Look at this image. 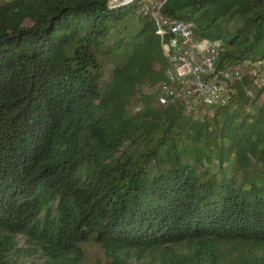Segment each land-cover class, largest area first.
<instances>
[{
    "label": "trees",
    "instance_id": "obj_1",
    "mask_svg": "<svg viewBox=\"0 0 264 264\" xmlns=\"http://www.w3.org/2000/svg\"><path fill=\"white\" fill-rule=\"evenodd\" d=\"M137 2L0 0V264L18 233L53 264L89 241L103 264H264V103L236 85L212 114L153 106L139 86L167 62L153 20L127 19ZM162 12L221 39V64L264 58V0Z\"/></svg>",
    "mask_w": 264,
    "mask_h": 264
},
{
    "label": "built area",
    "instance_id": "obj_2",
    "mask_svg": "<svg viewBox=\"0 0 264 264\" xmlns=\"http://www.w3.org/2000/svg\"><path fill=\"white\" fill-rule=\"evenodd\" d=\"M167 0H139L137 14L153 20L167 62L164 79L155 87V103L176 106L184 114L229 104L240 85L244 94L264 103V58L237 65L219 62L223 41L200 37L192 22L169 17L162 12ZM251 107H247L249 109Z\"/></svg>",
    "mask_w": 264,
    "mask_h": 264
},
{
    "label": "rangeland",
    "instance_id": "obj_3",
    "mask_svg": "<svg viewBox=\"0 0 264 264\" xmlns=\"http://www.w3.org/2000/svg\"><path fill=\"white\" fill-rule=\"evenodd\" d=\"M138 3L139 2H137L136 5H138ZM135 11L136 10H133V14L127 17L128 20H135L137 16ZM100 60L103 64V78L104 80H108L109 74L113 69H115L118 61L114 56L101 58ZM139 89L141 90V92L145 94H151L155 97L154 86L142 85L139 86ZM152 105L157 106L155 100L152 102ZM141 107V102L139 101L138 97L135 96L130 99L129 104L124 111V115L126 117H130L133 114L139 112ZM246 110L250 112L252 109L249 108ZM202 113H205V111H199L198 115H201ZM255 168L256 167H251L249 169L247 178H250L253 175ZM14 242L15 245L11 252V258L14 264H53L52 260L48 259V256L45 254L44 250L37 244L35 239L25 234L18 233L14 235ZM80 248L83 250V257L80 261V264H103L107 260L103 248L93 241L81 243ZM125 256L132 262H134L132 252H126Z\"/></svg>",
    "mask_w": 264,
    "mask_h": 264
}]
</instances>
